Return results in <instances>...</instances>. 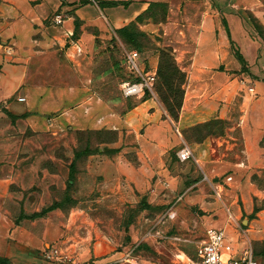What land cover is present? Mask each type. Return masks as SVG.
<instances>
[{
  "label": "rangeland",
  "instance_id": "rangeland-1",
  "mask_svg": "<svg viewBox=\"0 0 264 264\" xmlns=\"http://www.w3.org/2000/svg\"><path fill=\"white\" fill-rule=\"evenodd\" d=\"M206 1L231 40L206 72L185 73L184 93L159 76L153 94L122 93L123 82L139 80L131 51L143 72L158 71L163 51L190 61L196 12L177 10L169 22L158 4L150 27L99 40L91 82L57 52L36 59L9 108L0 104L4 264H185L206 237L204 215L221 223L210 228L227 232V246L248 242L264 264V0ZM28 102L34 121L23 117ZM153 110L158 121L143 119ZM81 115L93 121L80 124ZM184 143L193 159L179 160ZM208 203L217 211L200 208ZM150 229L160 234L147 237ZM50 250L59 251L53 259Z\"/></svg>",
  "mask_w": 264,
  "mask_h": 264
},
{
  "label": "crops",
  "instance_id": "crops-1",
  "mask_svg": "<svg viewBox=\"0 0 264 264\" xmlns=\"http://www.w3.org/2000/svg\"><path fill=\"white\" fill-rule=\"evenodd\" d=\"M102 1L113 0H0V104L6 103V107L9 108L16 95L26 88L28 75L36 59L50 54L57 58V52L62 53L70 61L71 66L82 75L86 84L88 81L91 82L92 56L99 40L110 38L113 35L112 30L132 22L138 24L144 22L146 23L144 26L150 27L153 24L150 18H145L142 22H138L137 19L140 15L146 14L151 4L156 2L167 4L169 22L172 19L171 14L177 10L182 12L184 9L186 14L183 18H189L188 14L191 11L197 14L194 22L189 24L194 30L191 40L196 43L189 55L190 61L188 65L183 64L182 59L177 61L184 72H206L216 56L220 57L227 53V49L223 50L221 47L230 43L228 30L219 14H216V11L211 13V6L208 7L206 0H122L128 1V4L116 6H102ZM224 9L228 10V7L225 6ZM57 13L64 17L62 25H56L53 21ZM182 26L185 27L182 32L186 35L184 32L188 24ZM231 36L239 41L246 39L242 38L244 36L242 33H232ZM29 96L27 93L23 101ZM27 104L29 109L26 117H34L32 112L35 106L29 102ZM85 104L89 105L90 101L87 100ZM142 105L133 108L125 117L133 114ZM157 113L153 110L143 119L156 122L159 120ZM61 118H58L59 122ZM30 120L34 121L33 118ZM67 120H70V117ZM76 120L80 124L93 121L83 115L78 119L75 117ZM244 136L246 146L249 147L250 136L246 133ZM260 140L258 137L257 141ZM201 206L203 207L200 208L206 211L209 209L217 211L215 203ZM206 217L210 216H202L205 227L221 225L218 220L210 221ZM97 244L103 247L106 245L104 241H98Z\"/></svg>",
  "mask_w": 264,
  "mask_h": 264
},
{
  "label": "built area",
  "instance_id": "built-area-1",
  "mask_svg": "<svg viewBox=\"0 0 264 264\" xmlns=\"http://www.w3.org/2000/svg\"><path fill=\"white\" fill-rule=\"evenodd\" d=\"M53 21L56 25H62L64 17L57 13ZM128 62L130 68L139 73V80L125 81L122 84V93L125 97H131L136 94L144 95L146 91L153 92L154 83L157 78V70L141 71L138 63V52L131 51L128 54ZM251 90H254L253 88ZM24 97H19L23 101ZM177 156L181 161H187L194 158L191 147L184 143L177 151ZM170 217L175 213L172 210L168 212ZM160 234L159 231L153 232L150 229L146 236ZM228 234L223 229L209 228L206 231V237L197 248L196 257L186 261L185 264H260L256 258V254L250 243L245 242V245L239 251L235 247L227 246ZM58 250L49 251L46 253V258L53 259L58 254Z\"/></svg>",
  "mask_w": 264,
  "mask_h": 264
},
{
  "label": "trees",
  "instance_id": "trees-1",
  "mask_svg": "<svg viewBox=\"0 0 264 264\" xmlns=\"http://www.w3.org/2000/svg\"><path fill=\"white\" fill-rule=\"evenodd\" d=\"M127 5L128 1H122V0H113V1H102L101 5L102 6H116V5ZM158 4H164L167 9L168 6L166 3H162V2H156V3H152L151 6L148 8V11L146 12V14L144 15H140L138 17V22H142L145 18H149L152 17L153 15L151 14L153 12V9L156 5ZM166 19V17H165ZM157 22H162V20L157 21ZM132 24H137L136 22H132L131 24L115 29L118 30L120 32L125 31L126 29H128V26L132 25ZM230 36V35H229ZM163 55L164 57L161 60V65L158 67V71H157V76L160 77L161 83L162 84H166L168 86V88L172 91H178L181 94L184 93V89H183V84L185 82V78H186V72H184L182 70V68H180V66L178 65V62L176 60V57L174 54H172L171 52L168 51H163ZM176 78H178V82L177 85H175V80ZM179 106L182 104V102L179 100L178 101ZM172 111H174L176 108L174 105H170ZM28 113L24 114V116H27ZM8 259L7 257L1 256L0 255V264H4L7 263Z\"/></svg>",
  "mask_w": 264,
  "mask_h": 264
}]
</instances>
